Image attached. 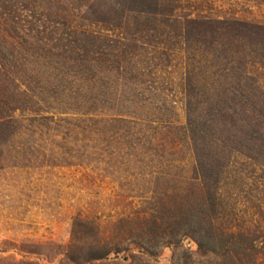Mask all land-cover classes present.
I'll list each match as a JSON object with an SVG mask.
<instances>
[{"label": "rangeland", "instance_id": "rangeland-1", "mask_svg": "<svg viewBox=\"0 0 264 264\" xmlns=\"http://www.w3.org/2000/svg\"><path fill=\"white\" fill-rule=\"evenodd\" d=\"M203 20L264 0H0L16 66L55 61L0 150V264H264V44ZM102 33L129 74L92 109L69 69Z\"/></svg>", "mask_w": 264, "mask_h": 264}, {"label": "trees", "instance_id": "trees-1", "mask_svg": "<svg viewBox=\"0 0 264 264\" xmlns=\"http://www.w3.org/2000/svg\"><path fill=\"white\" fill-rule=\"evenodd\" d=\"M203 21L206 22L205 24L207 25L209 23H216L218 25L217 27L226 26L227 24L233 25L236 30V37L248 34V38L251 39L252 35H257L259 38L254 39L252 37L251 41L255 43H259L260 41L264 44V25L240 20H235L233 23L232 21L226 22V20L213 22L209 20ZM88 37V39L100 37L98 39L101 40L96 44L91 42L90 44L82 46L75 57H70L71 63L69 73H72L74 80L76 78L79 82L75 90H78L79 97L83 99L84 104L90 105L92 109H94L91 105L92 100L95 106H97V102L99 103L101 101V99H99L101 97L105 100L110 99L109 101H113V103L118 105V101L120 100L119 94H117L118 91H112V97H106L108 95L106 91L113 89L112 87L115 88V86H119L120 83H117L119 80L125 82L124 78L126 72L128 73L125 63L128 58L130 59L131 54V52H129L128 57L127 54L125 55V52H123L125 48V38L121 36L113 38L107 33L99 35L94 34L93 36L89 35ZM117 45L123 47L122 51H115V47L119 48ZM109 47H111V49H109ZM26 57L32 58L33 63H30L32 67L31 69L29 67V69L20 70L16 66V55L8 54L6 51L4 52L0 45V150L4 146H7L12 136L18 132L19 122L25 119L22 114L23 112L26 111L30 114L32 113V115H37L42 112V109H40V99L35 95L34 91L37 85H30V82H32L34 78L40 77L39 70L37 71L34 69L35 65L37 67L38 65H46L49 68L52 62L55 61L47 59V55L39 50L26 53ZM25 63H27V61ZM28 71L30 73H28ZM224 74L227 76V71ZM238 88L235 87L234 90L237 91ZM98 93H100V95H98ZM239 93L240 96L243 94L241 91H238L236 94ZM131 100L132 98L130 97L125 101L132 102ZM248 111L251 113L250 115L252 117L255 112L253 105H250V107L248 106ZM37 117H26V119H37ZM47 117L50 119L48 115ZM201 172L203 171L201 170ZM100 256L101 254L98 252L90 253L89 255L91 259L99 258Z\"/></svg>", "mask_w": 264, "mask_h": 264}]
</instances>
